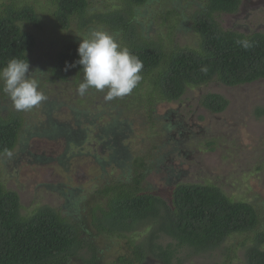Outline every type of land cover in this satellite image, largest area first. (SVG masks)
I'll return each mask as SVG.
<instances>
[{
  "label": "trees",
  "instance_id": "16d2710c",
  "mask_svg": "<svg viewBox=\"0 0 264 264\" xmlns=\"http://www.w3.org/2000/svg\"><path fill=\"white\" fill-rule=\"evenodd\" d=\"M150 1L153 0H125L123 11H96L93 0H53L56 6L54 15L64 30L77 19L79 29L90 31L110 26L117 33L134 36L137 34L133 20L137 10L134 7ZM200 1L204 6L193 16L194 29L201 37L200 50L166 56L158 47L144 41L126 47L142 62L139 75L143 77L142 83H148L152 88L148 100L149 118L156 124L162 119L156 113L158 101L181 100L189 87L208 84L214 79L228 87L264 79V32L224 29L216 21L218 15L238 13L245 0ZM0 7L5 8L0 11V68L12 58L27 59L30 64L28 55L37 40L33 33L23 30L19 22L41 27L35 5L25 4L18 9L14 4L4 3ZM239 40H247L250 47L243 48L237 43ZM66 42L54 55L50 69L53 78L64 81L72 72L83 73L82 65L65 70L67 64L79 59V43ZM37 73L43 74L40 70ZM202 105L211 113L220 114L226 111L229 100L219 93L209 92L203 96ZM45 107L47 119L36 127L38 138L53 142L64 140L66 153L69 144L75 151L74 147L81 143L88 131L82 127L84 121L81 120H89L87 112L53 99L46 101ZM118 113L106 125L95 127L91 123L101 117L96 113L90 124L103 132L106 139L110 137L106 145L111 154L102 162L103 170L107 164L114 163L125 167L127 173L123 179L105 183L96 192L98 197H92L93 201L80 194L78 189L71 191L76 215L64 217L46 206L26 216L22 213L24 207L19 194L6 189L0 182V264H147L150 255L162 264H182V258L178 256L181 250L188 249L193 255L211 253L238 234L248 235L250 241L244 243V259L237 264H264V222L256 206L246 201H234L213 184L182 182L181 174L166 179L170 187L168 195L152 191L151 186L144 183L151 171L160 170L156 165L162 163L164 154L132 153L121 141L126 128L119 119L121 111ZM257 116H264V107L257 108ZM165 118L172 119V116ZM21 128L22 120L17 116L6 120L0 118V154L15 149ZM163 128L167 131L177 126L168 121ZM176 132L182 133L179 128ZM168 137L174 135L168 134ZM66 153L59 157V162L61 168L68 171L69 158L75 152ZM32 156L33 161H40L41 155L33 153ZM44 163L42 161V165ZM53 189L62 192L59 187L53 186ZM146 226L151 227L149 237L143 241L130 239L129 253L114 261H106L103 250L95 243L96 239L105 236L109 245L110 236L125 237ZM163 237L173 242L164 244L160 241Z\"/></svg>",
  "mask_w": 264,
  "mask_h": 264
},
{
  "label": "rangeland",
  "instance_id": "374dc122",
  "mask_svg": "<svg viewBox=\"0 0 264 264\" xmlns=\"http://www.w3.org/2000/svg\"><path fill=\"white\" fill-rule=\"evenodd\" d=\"M4 3L14 4L18 9L25 4L35 5L41 19L40 28L23 22H19V25L33 33L37 40L34 50L28 55L30 71L35 70L32 75L37 80L40 77V88L46 98L31 110L17 111L0 84V118L6 120L17 116L22 120L17 146L10 154H0V182L6 189L19 194L24 215L30 216L47 206L64 217L68 214L74 216L71 191L78 189L80 194L96 198V192L105 183L124 178V173H127L124 172L125 167L110 163L103 170L102 162L111 154L110 147L106 145L110 137L106 139L103 132L95 129L106 125L112 116H117L121 111L119 119L126 128L122 143L136 155L148 152L164 154L162 163L156 165L160 170L151 171L144 185H150L152 191L165 196L170 189L166 179L170 175L181 174L182 182L213 184L234 201L254 204L264 222V116H257V108L264 107V79L236 87H228L214 79L208 84L189 87L181 100L158 101L156 113L162 119L156 124L149 118L148 100L152 88L148 83H142L141 76L130 93L110 101L105 99L106 90L101 92L90 88L83 96L78 93L84 73L72 72L67 81L52 77L50 69L54 55L63 48L64 43H68L67 40L80 43L79 35L90 32L79 29L77 19L72 21L69 29L64 30L55 18L53 0H0L1 6ZM92 6L96 11H123L126 7L125 0H93ZM203 6L204 2L200 0H153L134 7L137 10L133 15L137 27L134 36L117 33L110 26L98 29L114 34L122 47L144 41L158 47L166 56L186 50H200L201 37L194 29L193 16ZM4 9L0 7V11ZM216 21L224 29L264 32V0H245L238 13L218 15ZM39 70L43 71L41 76L37 73ZM209 92L219 93L229 100L226 111L214 114L205 109L202 98ZM52 99L87 112L89 120H81L84 121L82 127L88 131L81 143L74 147L75 151L69 144L66 153L64 140L53 142L48 138H38L36 134V127L47 119L46 101ZM96 113L101 117L91 123ZM168 115L172 119L165 118ZM166 121L176 123L182 133L176 132L177 128L164 131ZM168 134L174 137L169 139ZM64 152L66 155L75 152L69 158L68 171L62 169L59 162ZM33 153L41 155L39 162L33 161ZM53 186L61 188L62 192H57ZM150 230L151 227L146 226L135 235L110 236L109 245L105 236L96 239L95 243L103 250L106 261H114L118 256L129 253L130 239L146 240ZM160 241L164 244L173 242L168 237ZM249 241L248 235L238 234L214 252L193 255L188 249H183L178 256L182 258V264H237L244 259V243ZM105 246L110 249H104ZM146 263L162 264L151 255Z\"/></svg>",
  "mask_w": 264,
  "mask_h": 264
},
{
  "label": "clouds",
  "instance_id": "9594fccd",
  "mask_svg": "<svg viewBox=\"0 0 264 264\" xmlns=\"http://www.w3.org/2000/svg\"><path fill=\"white\" fill-rule=\"evenodd\" d=\"M79 37V59L65 68L67 71L82 65L84 76L78 85V93L83 96L90 88L101 92L106 90L105 99L109 101L130 93L140 80L143 65L139 58L122 47L117 37L106 30L93 29ZM237 43L245 49L250 47L247 40ZM34 71H30L27 59L19 58H12L0 68L2 91L17 111L31 110L46 98L39 81L32 75Z\"/></svg>",
  "mask_w": 264,
  "mask_h": 264
}]
</instances>
